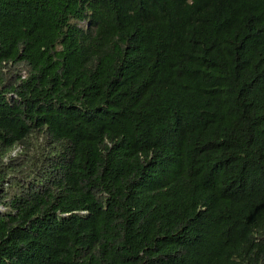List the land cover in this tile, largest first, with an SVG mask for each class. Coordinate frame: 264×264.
Masks as SVG:
<instances>
[{
  "label": "trees",
  "instance_id": "1",
  "mask_svg": "<svg viewBox=\"0 0 264 264\" xmlns=\"http://www.w3.org/2000/svg\"><path fill=\"white\" fill-rule=\"evenodd\" d=\"M0 207V264H264V0H0Z\"/></svg>",
  "mask_w": 264,
  "mask_h": 264
},
{
  "label": "rangeland",
  "instance_id": "2",
  "mask_svg": "<svg viewBox=\"0 0 264 264\" xmlns=\"http://www.w3.org/2000/svg\"><path fill=\"white\" fill-rule=\"evenodd\" d=\"M79 24L84 25V21H82V20L79 21ZM15 148H17V149L14 151L13 154L11 153V150L9 151L11 156H14L15 154H17L20 151V149H21L20 145H19V147H18V145H16Z\"/></svg>",
  "mask_w": 264,
  "mask_h": 264
},
{
  "label": "clouds",
  "instance_id": "3",
  "mask_svg": "<svg viewBox=\"0 0 264 264\" xmlns=\"http://www.w3.org/2000/svg\"><path fill=\"white\" fill-rule=\"evenodd\" d=\"M16 145H18V147H19V144H16ZM16 145H14V146L10 149L12 154H13L14 151L17 149V148H15ZM10 150H9V151H10ZM8 154H10V153H8ZM0 209H1V207H0ZM79 212H80V211H79Z\"/></svg>",
  "mask_w": 264,
  "mask_h": 264
}]
</instances>
